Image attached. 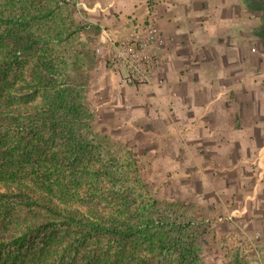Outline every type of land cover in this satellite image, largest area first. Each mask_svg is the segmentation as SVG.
Wrapping results in <instances>:
<instances>
[{
  "label": "trees",
  "instance_id": "16d2710c",
  "mask_svg": "<svg viewBox=\"0 0 264 264\" xmlns=\"http://www.w3.org/2000/svg\"><path fill=\"white\" fill-rule=\"evenodd\" d=\"M55 4L0 0V264H202L204 206L137 199L128 171L93 159L106 143L93 56L70 48L73 19ZM250 7L264 45V0Z\"/></svg>",
  "mask_w": 264,
  "mask_h": 264
},
{
  "label": "crops",
  "instance_id": "0c3cea01",
  "mask_svg": "<svg viewBox=\"0 0 264 264\" xmlns=\"http://www.w3.org/2000/svg\"><path fill=\"white\" fill-rule=\"evenodd\" d=\"M110 1L119 16L105 21L135 34L141 48L127 50L151 62L146 84L117 86L112 74L101 102L106 120L136 118L149 129L136 134L133 150L169 171L172 190L201 203L228 193L247 199L250 220L264 230V45L261 13L250 7L257 0H153L152 8L149 0ZM126 67H118L123 75Z\"/></svg>",
  "mask_w": 264,
  "mask_h": 264
},
{
  "label": "rangeland",
  "instance_id": "374dc122",
  "mask_svg": "<svg viewBox=\"0 0 264 264\" xmlns=\"http://www.w3.org/2000/svg\"><path fill=\"white\" fill-rule=\"evenodd\" d=\"M77 2H81L83 5L77 7ZM148 3L151 4L152 0H149ZM55 5L66 10L73 19L76 33L73 36L74 41L69 43L70 48L86 50L93 56L91 60L92 76L88 81L87 89L91 107L96 113L93 122L94 130L106 140L103 147L96 150L101 154L93 159L104 160L114 165L118 164L123 172L124 170L128 171L126 185L133 188L137 199L142 200V197H146L145 193H148L160 201L177 198L185 203L191 202L204 206L202 214L205 221L209 223V239L200 254L202 264H264V230L261 227L257 230L254 221L250 220L251 215L244 208L247 199L233 197L228 193L221 198H208V203H201L190 200L177 188L172 190L168 178L169 171L143 164L139 153L133 150L136 143H132V140L136 134L146 135V131L149 129L139 124L136 118H129L128 122L123 124L116 121L114 125L106 120V105L101 102L103 101L102 97H105L106 90L113 86L112 74H114L117 86L124 84V81L130 86L146 84L150 74V71H146V78L143 77V81L135 78L128 80L129 69L126 68L123 75L118 68L122 61L118 50L122 51L124 46L121 41L137 50L141 48V41L136 39L133 33L128 38L124 37V34L117 31L116 23L105 21L106 18L112 19L114 16H119L117 9L112 6V2L110 0L107 2L105 0H56ZM60 25L63 23L60 22ZM252 40L255 42L251 45L258 48L256 38L252 37L250 42ZM259 46L261 47V44ZM139 56L142 54L134 55V60L143 61L145 65L142 67L148 69L146 65L151 62V59L147 58L148 62H145V56L141 58ZM17 82L16 79L15 83L17 84ZM115 89L118 91L117 87ZM122 90L121 92L125 91V89ZM141 91L142 93H138V95L140 94V98L144 100L147 98V92L143 88ZM219 173L221 174L220 179L225 177L223 175L225 171ZM184 190L187 193L195 191L192 188ZM78 193L84 195L85 192L82 193L78 189ZM200 193L205 195L207 191L202 187L199 189Z\"/></svg>",
  "mask_w": 264,
  "mask_h": 264
},
{
  "label": "built area",
  "instance_id": "2783aa9c",
  "mask_svg": "<svg viewBox=\"0 0 264 264\" xmlns=\"http://www.w3.org/2000/svg\"><path fill=\"white\" fill-rule=\"evenodd\" d=\"M82 3L81 2H77V7L79 5H81ZM83 5V4H82ZM154 5V2L152 0V3L151 4H148V7L150 8L151 6ZM121 44L124 45L122 47V51H119L118 50V55L121 56V62L125 61V63L127 64V67L130 71V73L127 74V79L128 80H131V78H135V79H139L141 81H143V77L146 78V69H144L140 63H144L143 61L142 62H137L134 60L133 56L136 55L134 53V51L132 49H129L127 50V44H125L124 41H121ZM141 46V44H140ZM255 48H251V52H254ZM145 62H148L147 59H145ZM140 81V82H141Z\"/></svg>",
  "mask_w": 264,
  "mask_h": 264
}]
</instances>
